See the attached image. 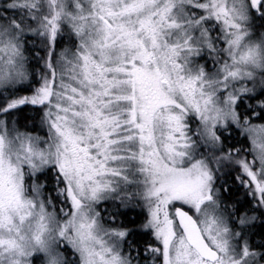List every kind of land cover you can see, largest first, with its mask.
<instances>
[{
  "label": "snow or ice",
  "instance_id": "6c2138e0",
  "mask_svg": "<svg viewBox=\"0 0 264 264\" xmlns=\"http://www.w3.org/2000/svg\"><path fill=\"white\" fill-rule=\"evenodd\" d=\"M0 264H264V0H0Z\"/></svg>",
  "mask_w": 264,
  "mask_h": 264
}]
</instances>
